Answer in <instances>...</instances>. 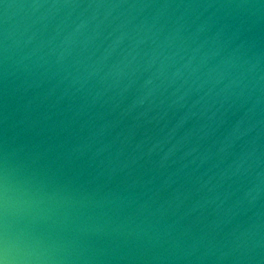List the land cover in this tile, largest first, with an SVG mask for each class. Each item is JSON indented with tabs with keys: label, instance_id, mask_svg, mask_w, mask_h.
Instances as JSON below:
<instances>
[{
	"label": "water",
	"instance_id": "obj_1",
	"mask_svg": "<svg viewBox=\"0 0 264 264\" xmlns=\"http://www.w3.org/2000/svg\"><path fill=\"white\" fill-rule=\"evenodd\" d=\"M0 264H264V0H0Z\"/></svg>",
	"mask_w": 264,
	"mask_h": 264
}]
</instances>
